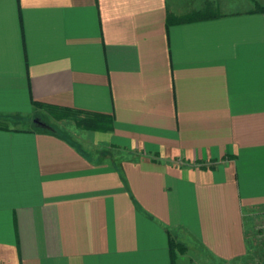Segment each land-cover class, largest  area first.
<instances>
[{"label": "crops", "instance_id": "0c3cea01", "mask_svg": "<svg viewBox=\"0 0 264 264\" xmlns=\"http://www.w3.org/2000/svg\"><path fill=\"white\" fill-rule=\"evenodd\" d=\"M206 1L0 0V264L264 262V0Z\"/></svg>", "mask_w": 264, "mask_h": 264}, {"label": "trees", "instance_id": "16d2710c", "mask_svg": "<svg viewBox=\"0 0 264 264\" xmlns=\"http://www.w3.org/2000/svg\"><path fill=\"white\" fill-rule=\"evenodd\" d=\"M257 9L259 8L257 7ZM261 10L264 11V6H261ZM215 14L216 11L212 3L207 0L201 9L195 11L193 14H191V16H189V18H186L185 20L208 18ZM39 105L41 107L43 106L53 119H70L74 123L75 127L79 129L99 131H107L112 129V115L104 112L91 111L81 108L50 106L44 105L43 103H39ZM0 127H3L1 122Z\"/></svg>", "mask_w": 264, "mask_h": 264}, {"label": "rangeland", "instance_id": "374dc122", "mask_svg": "<svg viewBox=\"0 0 264 264\" xmlns=\"http://www.w3.org/2000/svg\"><path fill=\"white\" fill-rule=\"evenodd\" d=\"M237 1V0H236ZM240 1H242V0H240ZM240 5H243L242 3H234L233 5H230L229 6V8L230 9H236V8H239V6ZM202 7H200V8H198V9H201ZM49 117V116H48ZM50 121H49V120ZM48 119H46V120H43L45 123H47V124H50V125H52L50 122H54V123H56L55 122V120H53V119H51L50 117L48 118ZM63 120H65V119H63ZM67 120H69L68 122H63V124H62V128H64V127H66V128H68V130H70V131H73V130H75V128H74V126H73V122L70 120V119H67ZM52 126H54V125H52ZM55 127V126H54ZM55 129L57 130V128L55 127ZM77 129V128H76ZM59 130V129H58ZM114 152H115V150H113ZM112 151V152H113ZM261 262V261H260ZM262 263H264V262H262Z\"/></svg>", "mask_w": 264, "mask_h": 264}, {"label": "built area", "instance_id": "2783aa9c", "mask_svg": "<svg viewBox=\"0 0 264 264\" xmlns=\"http://www.w3.org/2000/svg\"><path fill=\"white\" fill-rule=\"evenodd\" d=\"M252 264H264V263H261V262H255V263H252Z\"/></svg>", "mask_w": 264, "mask_h": 264}]
</instances>
